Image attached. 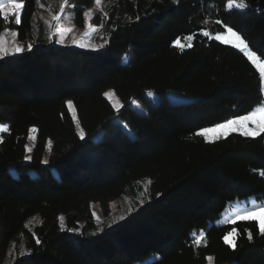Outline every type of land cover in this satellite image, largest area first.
Masks as SVG:
<instances>
[{"label":"trees","instance_id":"1","mask_svg":"<svg viewBox=\"0 0 264 264\" xmlns=\"http://www.w3.org/2000/svg\"><path fill=\"white\" fill-rule=\"evenodd\" d=\"M227 2L103 0L101 10L94 0H70L82 10L75 24L102 32L96 51L52 43L36 25V0H25L20 25L0 16V33L7 27L32 41L31 51L0 59V123L9 128L0 137V264H264L256 221L214 225L230 202H264V134L214 142L196 135L264 100L246 56L202 35L231 27L264 59V0L231 11ZM189 35L191 47L172 45ZM168 93L185 99L169 102ZM113 201L124 218L98 228L91 205L108 218ZM233 227L234 249L223 239ZM200 232L206 243L196 245Z\"/></svg>","mask_w":264,"mask_h":264},{"label":"snow or ice","instance_id":"2","mask_svg":"<svg viewBox=\"0 0 264 264\" xmlns=\"http://www.w3.org/2000/svg\"><path fill=\"white\" fill-rule=\"evenodd\" d=\"M37 4L41 7L43 5L40 4V0H36ZM175 2V0H174ZM70 3V0H61V3L59 5V12L61 14L64 13L65 8ZM25 6V0H0V16H2V20L4 22H13L15 25L21 24V11ZM95 6L97 9L103 10V0H95ZM248 7V4L246 3V0H228L227 3V9L229 11L233 9H240L244 10ZM86 19H90L92 16L91 12H85L84 13ZM14 18V19H13ZM62 18L61 15L54 14L51 17V21L58 22ZM45 23H48L49 26H53L51 22L46 21ZM217 24L221 23V21L217 20ZM71 28L66 29H60L59 35H60V43L64 42L65 35L68 32H71ZM97 32V29L95 27H89L87 31H85L84 36L88 37L92 33ZM226 34H230L232 37H234L235 43H233V47L239 48V50L252 62L253 65H255L257 71L259 72V79L262 84H264V59H261L257 54L250 50L247 43L241 38V36L233 31L231 27H227ZM7 35H11L13 37L18 36V33L16 31H13L11 29H7L5 27V34L0 35V59H3L7 56L23 53L25 50L31 51L32 46L29 44L27 45V48H25L22 45H19L15 40L9 42L6 39ZM205 37H210L211 34L207 31H204L202 33ZM193 36L189 35L185 37L188 41L187 47H191V41L193 40ZM215 39L220 40L221 42H224V34H217L215 36ZM73 42L75 43V37L73 38ZM177 46H179V41L176 42ZM79 47H84L85 45L83 43L78 44ZM103 45H101L102 47ZM106 97H108L112 101L113 108L119 112L122 105L120 104L119 100H113L112 98L115 96V93L108 92L105 93ZM68 108L72 112L73 120L76 123V127L79 129L78 135L81 140L85 139V132L83 128L80 125L79 120L76 118L75 111L73 109L72 102H68ZM264 114V100H262L257 107H255L253 110L248 112L245 115L239 116L235 119H229L225 121L224 123H218L214 128H205L202 129L200 132H197V136H203L206 142H214L215 140H219L222 137L227 138V136L231 132H238L240 135L253 138L261 136V134H264V119L257 120L258 115ZM249 123L253 124L254 127H248ZM221 135L215 136V137H209V132H215V131H221ZM9 131V128L7 125L0 124V133H7ZM33 133L36 131L35 128L31 130ZM30 139H35L34 136L30 137ZM2 142V141H0ZM28 151H31V148L28 149ZM43 163L47 164L48 161L45 159ZM261 175H264V172H261ZM148 183H151L150 181ZM147 190V189H146ZM141 203L143 201L141 200ZM131 211V209H129ZM124 217L121 216L119 219H123ZM61 219V229L63 230V217ZM237 221H256L257 226L259 229V235L264 236V204L258 205L253 208H249L243 212H236L233 214V217L231 220H229V223L235 224ZM246 231H248L246 229ZM239 235L237 229L233 227L230 231L226 233V235L223 237L224 242L226 244H229L233 249L235 248V238ZM248 240L251 241L253 239L251 231H248ZM39 243V241H37ZM201 243H206V238L204 232H200L195 240L196 245H200ZM25 253H21V255H24ZM209 262H211L212 257H208Z\"/></svg>","mask_w":264,"mask_h":264},{"label":"rangeland","instance_id":"3","mask_svg":"<svg viewBox=\"0 0 264 264\" xmlns=\"http://www.w3.org/2000/svg\"><path fill=\"white\" fill-rule=\"evenodd\" d=\"M60 3H61V0H43V1H41L40 4L43 5V7L40 6V8H39L40 10L38 11V13L36 15L37 16L36 17V25L37 24L38 25H41L42 26L41 29L46 30V33L49 36L50 41L52 43H54L55 45H57V46H61V47H74V48H79L81 50H90V51L100 50L102 48L101 45H103L102 42H101V40H100V38L102 36V32L100 31V29L97 28V27H95V26H93L90 23H85V22H84V25L82 27L77 26L75 24L76 13H77V11H82L81 8L80 7H76V6H70L68 4L67 7L65 8L64 13L61 14L59 12V5H60ZM227 3H226V8H227ZM94 5H95V0H94ZM94 9H97L96 6H94ZM54 14L61 15L62 16L61 20L58 21V22L51 21V17ZM46 21L51 22V24L53 26L50 27L48 23H45ZM89 27H95L97 29V32H94L90 36L85 37L84 36V33H85V31H87L89 29ZM66 28H71L72 31L71 32H68L65 35L64 42L63 43H60L59 42L60 41L59 30L60 29H66ZM226 29L227 28H225V30L223 32H221V33L211 34V38L210 37H208V38L213 39V40H215L217 42H220L222 44H225V45H228V46L233 47L232 45H233V43H235L234 37H232L230 34H226ZM4 34H5V30H3L0 33V35H4ZM217 34H224V42H221L220 40L215 39V36ZM74 37H75V40H76L75 43L73 42V38ZM185 37H187V36H185ZM185 37L179 38V39L175 40L172 43V45L174 47H178V48H185V47H187L188 41L186 39H184ZM6 39L9 42L15 40L19 45H22L25 48H27V45H29V44L32 46V41L27 42V44L25 45L23 42H20L17 39V36L16 37H13L11 35H7L6 36ZM177 41H179V46H177V44H176ZM79 43H83L85 46L84 47H79L78 46ZM191 43H192V41H191ZM233 48H235L236 50L240 51L239 48H236V47H233ZM19 54H21V53H19ZM14 55H18V54H14ZM10 56H13V55H10ZM250 63L252 64L251 61H250ZM252 66L256 69L255 65L252 64ZM256 71H257V69H256ZM258 74H259V72H258ZM261 89H262V93H263V97H264V84H262V83H261ZM108 92H113V91L110 90V89H107V90L104 91V94L103 95H104V97L107 99V101L112 106V101L108 97H106V95H105V93H108ZM145 96H146V98L148 99V101L151 104H155V102H156V95H155V93L153 91L145 92ZM112 99L113 100H118V98L116 97V95ZM167 99H168L169 102H179V101H181V100H183L185 98H183V96L178 95V94H175V93H168L167 94ZM130 106L136 112H142L141 107L138 105V103L136 101L132 100L130 102ZM70 113H71V116H72V119H73L72 112L70 111ZM233 119H235V118H233ZM260 119H264V114L258 115L257 120H260ZM73 122H74V120H73ZM0 124L7 125L6 123H0ZM74 126H75V129H76V132L78 133L79 132V129L76 127V123L75 122H74ZM214 127L215 126L209 127V128H214ZM248 127L251 128V127H254V125L251 124V123H249ZM32 129L33 128H31L30 131H29V135H28V139H27V144H26V147H25V160L26 161L29 160L30 153H31V151L29 152L28 149L29 148L32 149V146L34 144V140L33 139H30V137H32V136L35 137V132L33 133L31 131ZM222 131L223 130H221V131H215V132H209L208 133V136L209 137H215V136L221 135V132ZM231 133H237V134H239L238 132H231ZM0 137H1V133H0ZM50 148H51V141L48 140L47 143H46V149H45V153H44V156H43L42 163H43V161L45 159L47 160L48 155L50 153ZM43 164H45V163H43ZM139 186L141 188V192H144L146 190V184H141ZM141 192H140V195L142 194ZM129 203H130L129 199L127 197H125L124 198V201H123V206L129 205ZM262 204H264V202L263 203L256 202L254 200V198H252V197L246 198V199H243V200H240V201L230 202V203H228L226 205L225 209L221 213V217L216 222H214V225L215 226H221V225L227 224V223H229V220L232 219L234 213H236V212H243V211H245V210H247L249 208H253V207H256V206L262 205ZM123 206H122V208H123ZM91 211H92V215H93L94 221L98 225V228L102 227L103 225H107V224L112 223L113 220L119 218L120 215H121V213H122L121 212V209L118 206V202H116V201H113L110 204V215L108 216V218H105L101 214L100 209H99V207H98L97 204H94L93 203L91 205ZM80 227H81V223L80 222H76L73 225L72 230H75V231L76 230H79ZM208 262H209V260H208ZM209 264H210V262H209Z\"/></svg>","mask_w":264,"mask_h":264}]
</instances>
